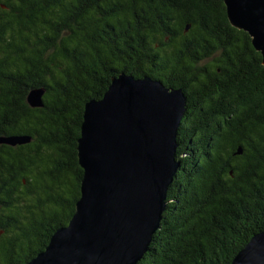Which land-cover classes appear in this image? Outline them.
<instances>
[{
  "label": "trees",
  "instance_id": "trees-1",
  "mask_svg": "<svg viewBox=\"0 0 264 264\" xmlns=\"http://www.w3.org/2000/svg\"><path fill=\"white\" fill-rule=\"evenodd\" d=\"M121 74L181 91L186 109L181 168L136 264H231L264 232V66L224 0H0V138H31L0 145V264H27L68 225L84 106Z\"/></svg>",
  "mask_w": 264,
  "mask_h": 264
},
{
  "label": "water",
  "instance_id": "water-1",
  "mask_svg": "<svg viewBox=\"0 0 264 264\" xmlns=\"http://www.w3.org/2000/svg\"><path fill=\"white\" fill-rule=\"evenodd\" d=\"M231 27L248 34L264 66V0H224ZM44 89L27 95L43 107ZM181 91L148 76L121 74L102 99L85 104L77 161L80 197L67 226L27 264H136L159 229L166 194L181 161L176 138L185 115ZM28 136L0 138L11 147ZM241 151H238L240 154ZM231 264H264V232L254 235Z\"/></svg>",
  "mask_w": 264,
  "mask_h": 264
}]
</instances>
